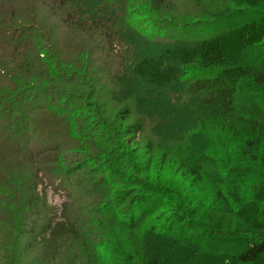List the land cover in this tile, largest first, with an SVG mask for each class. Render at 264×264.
<instances>
[{"label": "trees", "instance_id": "16d2710c", "mask_svg": "<svg viewBox=\"0 0 264 264\" xmlns=\"http://www.w3.org/2000/svg\"><path fill=\"white\" fill-rule=\"evenodd\" d=\"M0 77V264H264V0H0Z\"/></svg>", "mask_w": 264, "mask_h": 264}, {"label": "rangeland", "instance_id": "374dc122", "mask_svg": "<svg viewBox=\"0 0 264 264\" xmlns=\"http://www.w3.org/2000/svg\"><path fill=\"white\" fill-rule=\"evenodd\" d=\"M37 13L40 16L43 15V11H41V10H38ZM3 54L7 57H12V55H13L12 48L9 47V48L5 49ZM19 71H20L21 75L26 77V78L31 77L33 74V70L31 71L28 68H24V69L22 68V69H19ZM2 83H4V79L0 77V84H2ZM174 175L178 176L175 173H174ZM169 176H170V173H169ZM202 181L203 182H200V181L194 182V183L190 182V190L194 191V193L196 194L192 203L197 204L199 206H202L203 203H207L208 205L213 204V202H212V199H214L212 196L213 192L210 191L211 190L210 185L212 184V183H210L211 180H210V182H206V179H203ZM39 188L41 190L47 191L46 197H44L45 195L43 194L41 197V201L42 200H43V202L47 201V205H49V207H50L49 209H51V211H52V207H53V211L55 212L57 210V214L60 215L64 198H62L59 193L54 192V189L48 183L47 179H44V182L40 183ZM58 217H60V216H58ZM226 218H227L226 222L232 221L230 219L231 217L229 215ZM224 225H226V224H224Z\"/></svg>", "mask_w": 264, "mask_h": 264}]
</instances>
